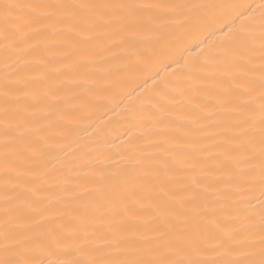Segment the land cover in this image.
I'll use <instances>...</instances> for the list:
<instances>
[{"label":"snow or ice","instance_id":"obj_1","mask_svg":"<svg viewBox=\"0 0 264 264\" xmlns=\"http://www.w3.org/2000/svg\"><path fill=\"white\" fill-rule=\"evenodd\" d=\"M136 73L133 146L74 136ZM0 264H264V0H0Z\"/></svg>","mask_w":264,"mask_h":264},{"label":"bare ground","instance_id":"obj_2","mask_svg":"<svg viewBox=\"0 0 264 264\" xmlns=\"http://www.w3.org/2000/svg\"><path fill=\"white\" fill-rule=\"evenodd\" d=\"M172 2H201L227 5L253 3L255 0H172ZM212 14L217 19H220L232 14V10L217 8ZM221 26L222 24L219 23L215 25L217 29ZM212 30V28H209L207 31L200 32L198 38L193 40L189 46L195 48V43L205 39L208 36V32ZM198 51L199 49H196L188 53V55L194 57ZM145 79H148V74L126 75L123 84L115 87L109 95L95 98L94 103L98 107L91 108L84 120L74 125L73 135L82 142L99 141L103 145V150L110 153H116L132 147L133 145L127 143L129 136L126 135L128 111L134 107H139L140 101L151 93L155 87L150 79L145 84Z\"/></svg>","mask_w":264,"mask_h":264}]
</instances>
